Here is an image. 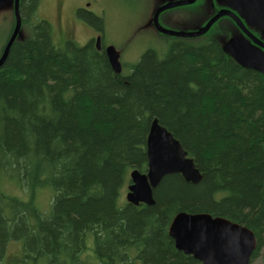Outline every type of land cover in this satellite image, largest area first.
Here are the masks:
<instances>
[{"label": "trees", "instance_id": "1", "mask_svg": "<svg viewBox=\"0 0 264 264\" xmlns=\"http://www.w3.org/2000/svg\"><path fill=\"white\" fill-rule=\"evenodd\" d=\"M20 13L0 66V179L15 178L27 197L0 192V260L15 239L20 264H202L169 234L187 211L248 226L251 264H264V74L217 39L181 38L116 75L94 43L59 42L37 0H21ZM155 117L203 178L166 175L154 205H134L122 189L132 170H147ZM41 189L52 193L47 211Z\"/></svg>", "mask_w": 264, "mask_h": 264}, {"label": "water", "instance_id": "2", "mask_svg": "<svg viewBox=\"0 0 264 264\" xmlns=\"http://www.w3.org/2000/svg\"><path fill=\"white\" fill-rule=\"evenodd\" d=\"M237 3V7L247 11V16L253 22L264 27V0H228ZM5 0L0 1V6ZM21 0H14L15 25L4 46L0 56V66L6 61L11 46L16 40L22 26L20 13ZM176 2L160 7L155 13L157 27L169 34L182 37H195L203 35L213 23L227 10L220 11L200 30L193 32L173 31L159 24L161 11L168 7L180 5ZM240 24L241 21L236 18ZM243 26V25H242ZM244 27V26H243ZM256 39V38H255ZM256 42L263 45L260 40ZM99 48V43H97ZM224 49L234 59L244 66L254 68L264 74V55L262 50L249 43L228 44ZM109 63L116 75L123 70L120 55L114 45L106 48ZM148 165L145 172L134 169L130 172V181L126 193L127 202L139 205L145 203L154 205V189L161 183L166 175L180 173L187 182L198 184L203 175L197 167L195 160L188 155L187 150L174 134L155 117L150 124L147 136ZM169 234L174 239L179 250L192 254L202 264H251L258 240L245 224L230 220L223 216H213L208 212L181 211L172 219Z\"/></svg>", "mask_w": 264, "mask_h": 264}, {"label": "flooded vegetation", "instance_id": "3", "mask_svg": "<svg viewBox=\"0 0 264 264\" xmlns=\"http://www.w3.org/2000/svg\"><path fill=\"white\" fill-rule=\"evenodd\" d=\"M176 2L184 3L168 7L161 11L159 15V24L173 31H198L220 11L227 10L228 13L219 17L203 35L195 37L169 35L157 27L155 13L160 7ZM40 5L41 0H37V12ZM64 5L70 6L71 11L70 16L65 19L67 22L63 21L62 17ZM71 5L68 1L66 3L65 0H58L56 7L58 26L48 16L46 17L53 26L56 39L59 42L75 41L74 35L78 23H81L88 27L91 32L85 42L94 43L96 46L99 43L98 49L106 55V48L109 45H114L120 55L122 65L125 59V50L133 40L142 34L149 36L151 42L158 40L159 43L153 45L151 42L147 44L146 41L145 46H143L144 49L139 53V58L150 48L162 52L170 42L181 40V38L191 39L194 42H198L201 38L217 39L223 49L228 44L249 43L262 50L264 55V46L256 42V39H258L264 43V27L253 22L254 19L246 15L247 11L244 8L240 10L237 3H231L228 0H143L135 6H129L133 12L131 18L132 33L119 46L109 42L106 38L108 15L115 12L118 6L114 7L113 2L110 0H80L72 7ZM236 18L241 21L244 27ZM225 39H227V43L224 44L223 40Z\"/></svg>", "mask_w": 264, "mask_h": 264}, {"label": "rangeland", "instance_id": "4", "mask_svg": "<svg viewBox=\"0 0 264 264\" xmlns=\"http://www.w3.org/2000/svg\"><path fill=\"white\" fill-rule=\"evenodd\" d=\"M1 1V0H0ZM70 2L72 5L77 4L80 0H65L67 3ZM113 2V6L118 8L115 12L108 15L107 19V30H106V38L109 42H113L116 45H121L124 43L125 39L132 33V20L133 12L129 8V6H135L139 2H143V0H110ZM58 0H41V5L38 8L37 15L44 19H47L48 16L51 20H53L57 24V16H56V7ZM63 8V21L70 16V6H66ZM134 10V9H133ZM118 14V15H116ZM48 20V19H47ZM13 22H14V0H5L4 4L0 6V54L4 48L6 41L8 40L10 34L13 31ZM67 22V20H65ZM200 30V29H199ZM90 29L85 25L78 23V28L74 35L75 41L80 44H85L87 37L90 35ZM150 37L147 35H141L137 37L135 40L131 42V44L125 50V59L123 62L124 73H128L130 71V65L134 62H137L139 59V53L144 49L145 42L147 44L150 41ZM227 39L223 40L224 44ZM145 43V44H144ZM153 45H157L159 42L155 40ZM166 47L164 48V50ZM123 190L122 197L126 200L127 193V185H125ZM4 191L7 194L11 195H20L21 197H27V191L24 187H21L19 182L15 178H8L4 176L0 179V192ZM52 200V193L50 189H41L37 193L36 201L37 204L42 208V210L47 211L50 207ZM264 253V248L261 250ZM4 258L0 261V264H20L23 259V246L21 240H9L4 252ZM252 264H263L262 256L260 255L256 258Z\"/></svg>", "mask_w": 264, "mask_h": 264}]
</instances>
